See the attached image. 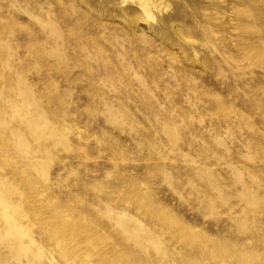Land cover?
<instances>
[{
    "label": "rangeland",
    "instance_id": "obj_1",
    "mask_svg": "<svg viewBox=\"0 0 264 264\" xmlns=\"http://www.w3.org/2000/svg\"><path fill=\"white\" fill-rule=\"evenodd\" d=\"M0 0V264H264V0Z\"/></svg>",
    "mask_w": 264,
    "mask_h": 264
},
{
    "label": "bare ground",
    "instance_id": "obj_2",
    "mask_svg": "<svg viewBox=\"0 0 264 264\" xmlns=\"http://www.w3.org/2000/svg\"><path fill=\"white\" fill-rule=\"evenodd\" d=\"M139 4L143 7V9L145 10V13L151 17L150 11H149V7L153 6L155 8H160V6L162 5V2L157 3V1H153V0H141V2H139Z\"/></svg>",
    "mask_w": 264,
    "mask_h": 264
}]
</instances>
